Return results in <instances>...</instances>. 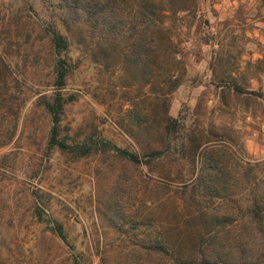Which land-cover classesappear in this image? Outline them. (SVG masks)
Wrapping results in <instances>:
<instances>
[{
	"label": "rangeland",
	"instance_id": "1",
	"mask_svg": "<svg viewBox=\"0 0 264 264\" xmlns=\"http://www.w3.org/2000/svg\"><path fill=\"white\" fill-rule=\"evenodd\" d=\"M61 3L0 0V64L9 68L13 97L0 110V264H165L147 263L140 247L151 220L165 239L193 231L175 186L152 181L147 167L136 169L101 143L142 154L151 123L144 117L164 98L172 117L210 133V145L235 162L264 164V0H196L195 13L169 14L177 55L161 61L155 86L126 61L125 45L110 48L81 32ZM53 27L70 45L62 94L72 100L62 130L70 144L99 145L88 157L49 146L53 123L42 99L57 90ZM170 73L182 79L172 92ZM198 166L170 162L161 172L177 177Z\"/></svg>",
	"mask_w": 264,
	"mask_h": 264
},
{
	"label": "trees",
	"instance_id": "2",
	"mask_svg": "<svg viewBox=\"0 0 264 264\" xmlns=\"http://www.w3.org/2000/svg\"><path fill=\"white\" fill-rule=\"evenodd\" d=\"M61 2L70 24L81 27V32L84 29L90 31L110 48L125 45L128 50L126 61L145 77L146 84L152 86L159 81V72L163 68L161 61L177 55L169 38L166 19L169 14L195 13L197 7L196 0ZM65 24L69 29V22L65 21ZM48 34L58 56L54 66L57 90L54 95L42 99L53 123L49 146L77 158L88 157L98 152L99 145L70 144L61 126L65 108L72 100L62 94L70 75V66L62 56L69 51L70 45L67 37L56 28ZM168 77L167 85L172 92L180 86L182 79L181 76L173 79L171 73ZM9 79V68H2L0 64V110L12 105V95L7 96ZM220 87L239 95L247 93L234 84L223 83ZM163 100L152 102V114L144 117L151 123L146 128L145 143L148 145L142 154L130 153L109 142L101 143L105 151L117 152L136 169L147 167L152 181L165 183L170 188L174 185L186 207L182 214H186L184 221L188 220L184 223L186 226L194 224L191 234L178 235L171 240L159 236L160 230L151 220L146 228L147 237L140 247L147 254V263L158 258L165 264H264V164L245 160L235 162L224 151L210 145V133L199 126L188 127L182 115L172 117L170 104ZM170 162L175 165L188 162L193 167H200L197 172L194 168L188 175L172 177L161 172ZM237 200L242 203H237L236 210L228 211L226 207L236 204ZM191 218L194 222L190 223ZM198 223L202 227H198ZM57 229L63 238L62 227ZM74 264L81 263L76 261Z\"/></svg>",
	"mask_w": 264,
	"mask_h": 264
}]
</instances>
